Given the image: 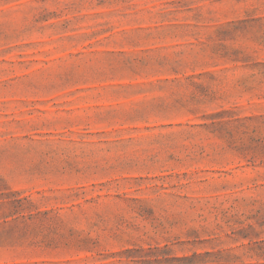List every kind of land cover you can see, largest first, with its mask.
Returning a JSON list of instances; mask_svg holds the SVG:
<instances>
[{
    "label": "rangeland",
    "instance_id": "1",
    "mask_svg": "<svg viewBox=\"0 0 264 264\" xmlns=\"http://www.w3.org/2000/svg\"><path fill=\"white\" fill-rule=\"evenodd\" d=\"M0 264H264V0H0Z\"/></svg>",
    "mask_w": 264,
    "mask_h": 264
}]
</instances>
